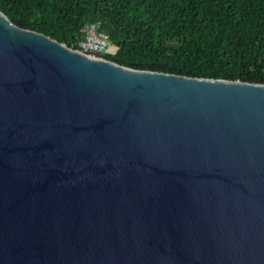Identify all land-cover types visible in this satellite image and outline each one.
<instances>
[{"label": "water", "instance_id": "obj_1", "mask_svg": "<svg viewBox=\"0 0 264 264\" xmlns=\"http://www.w3.org/2000/svg\"><path fill=\"white\" fill-rule=\"evenodd\" d=\"M0 264H264V84L130 68L0 11Z\"/></svg>", "mask_w": 264, "mask_h": 264}, {"label": "trees", "instance_id": "obj_2", "mask_svg": "<svg viewBox=\"0 0 264 264\" xmlns=\"http://www.w3.org/2000/svg\"><path fill=\"white\" fill-rule=\"evenodd\" d=\"M12 22L72 48L95 21L118 64L264 84V0H0Z\"/></svg>", "mask_w": 264, "mask_h": 264}, {"label": "built area", "instance_id": "obj_3", "mask_svg": "<svg viewBox=\"0 0 264 264\" xmlns=\"http://www.w3.org/2000/svg\"><path fill=\"white\" fill-rule=\"evenodd\" d=\"M77 49L90 54H114L117 46L109 42L108 34L100 30V22L87 24L84 28V36L78 42Z\"/></svg>", "mask_w": 264, "mask_h": 264}]
</instances>
